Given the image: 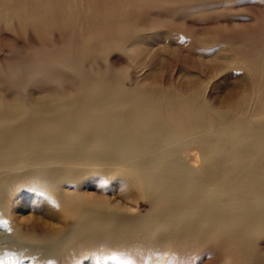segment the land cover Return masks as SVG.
<instances>
[{"label": "rangeland", "instance_id": "rangeland-1", "mask_svg": "<svg viewBox=\"0 0 264 264\" xmlns=\"http://www.w3.org/2000/svg\"><path fill=\"white\" fill-rule=\"evenodd\" d=\"M130 50L138 52L136 66H130ZM102 65L125 73L128 85L200 93L221 111H238L245 97V108L253 110V93L264 82V0H0V100L49 102L74 92L80 69L107 78ZM130 184L119 176L86 175L60 183V197L29 184L5 189L0 264H69L74 255L72 264H251L264 257V234H255L246 252L241 243L214 237L177 241L166 224L148 235L119 223L120 236H111L108 227L91 222L86 225L106 246L83 256L78 250L86 253L93 244L69 238V250L50 241L80 226L84 211L93 219L96 208L116 222L148 218L154 207ZM81 197L90 204L83 206Z\"/></svg>", "mask_w": 264, "mask_h": 264}, {"label": "bare ground", "instance_id": "bare-ground-1", "mask_svg": "<svg viewBox=\"0 0 264 264\" xmlns=\"http://www.w3.org/2000/svg\"><path fill=\"white\" fill-rule=\"evenodd\" d=\"M129 52L130 66H136L138 52ZM82 70L71 94L38 103L0 100V199L2 191L18 184L60 197V183L86 175L131 182L154 212L146 219L116 222L99 208L93 219L84 211L80 226L50 240L66 249L69 238L93 244L86 253L78 250L80 256L106 246L103 236L86 225L91 222L108 227L111 236H120L115 232L121 224L148 235L166 224L173 226L169 237L177 241L214 237L241 248L264 234V82L253 93V110L245 108L242 97L241 109L221 111L204 103L200 93L128 85L125 73L104 66L99 71L107 78ZM80 199L83 206L90 204ZM76 259L69 258V264ZM251 264H264V257H254Z\"/></svg>", "mask_w": 264, "mask_h": 264}]
</instances>
